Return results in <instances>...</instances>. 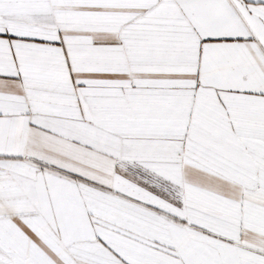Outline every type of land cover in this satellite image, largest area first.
<instances>
[{
	"label": "snow or ice",
	"instance_id": "obj_1",
	"mask_svg": "<svg viewBox=\"0 0 264 264\" xmlns=\"http://www.w3.org/2000/svg\"><path fill=\"white\" fill-rule=\"evenodd\" d=\"M0 264H264V0H0Z\"/></svg>",
	"mask_w": 264,
	"mask_h": 264
}]
</instances>
